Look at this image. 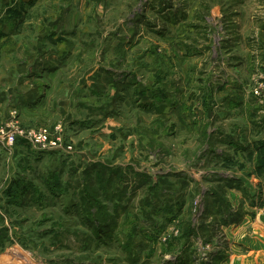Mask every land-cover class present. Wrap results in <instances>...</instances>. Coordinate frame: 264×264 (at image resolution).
<instances>
[{
	"label": "rangeland",
	"instance_id": "obj_1",
	"mask_svg": "<svg viewBox=\"0 0 264 264\" xmlns=\"http://www.w3.org/2000/svg\"><path fill=\"white\" fill-rule=\"evenodd\" d=\"M11 122L0 264H264V0H0Z\"/></svg>",
	"mask_w": 264,
	"mask_h": 264
},
{
	"label": "built area",
	"instance_id": "obj_2",
	"mask_svg": "<svg viewBox=\"0 0 264 264\" xmlns=\"http://www.w3.org/2000/svg\"><path fill=\"white\" fill-rule=\"evenodd\" d=\"M10 129L0 128V138L6 145L11 146L16 143L17 139L25 140L30 146L36 149H49L56 151L72 150L73 146L66 141L59 129V126L54 129L40 127L24 131L16 126V123H10ZM7 130V131H4Z\"/></svg>",
	"mask_w": 264,
	"mask_h": 264
},
{
	"label": "trees",
	"instance_id": "obj_3",
	"mask_svg": "<svg viewBox=\"0 0 264 264\" xmlns=\"http://www.w3.org/2000/svg\"><path fill=\"white\" fill-rule=\"evenodd\" d=\"M18 142H20V143L22 142V143H26L27 144V142L25 140H23V139H17L16 143H18ZM45 184H46V188L48 190H50V191L52 189L58 188L60 186V184L58 183V181L56 179L52 180L51 182H46ZM25 189H27V188H25ZM25 189H23V190H25ZM99 224L103 226L104 222H100Z\"/></svg>",
	"mask_w": 264,
	"mask_h": 264
}]
</instances>
